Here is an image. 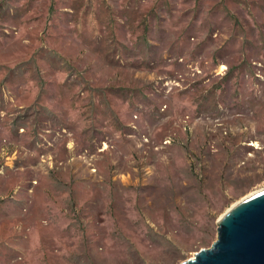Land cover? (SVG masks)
I'll return each instance as SVG.
<instances>
[{"label": "rangeland", "instance_id": "374dc122", "mask_svg": "<svg viewBox=\"0 0 264 264\" xmlns=\"http://www.w3.org/2000/svg\"><path fill=\"white\" fill-rule=\"evenodd\" d=\"M264 188V0H0V264H178Z\"/></svg>", "mask_w": 264, "mask_h": 264}, {"label": "water", "instance_id": "95a60500", "mask_svg": "<svg viewBox=\"0 0 264 264\" xmlns=\"http://www.w3.org/2000/svg\"><path fill=\"white\" fill-rule=\"evenodd\" d=\"M216 235L178 264H264V188L228 207Z\"/></svg>", "mask_w": 264, "mask_h": 264}, {"label": "bare ground", "instance_id": "6f19581e", "mask_svg": "<svg viewBox=\"0 0 264 264\" xmlns=\"http://www.w3.org/2000/svg\"><path fill=\"white\" fill-rule=\"evenodd\" d=\"M252 193H250V195H251ZM249 196V195H248ZM247 197V196H246Z\"/></svg>", "mask_w": 264, "mask_h": 264}]
</instances>
